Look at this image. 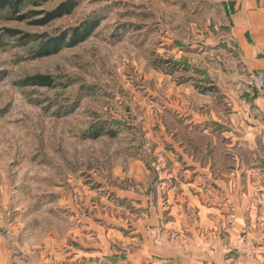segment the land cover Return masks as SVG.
<instances>
[{
    "label": "rangeland",
    "instance_id": "obj_1",
    "mask_svg": "<svg viewBox=\"0 0 264 264\" xmlns=\"http://www.w3.org/2000/svg\"><path fill=\"white\" fill-rule=\"evenodd\" d=\"M63 1L29 5L19 15L44 13ZM72 1L70 14L45 25L34 24L43 14L22 21L0 14V248L9 259L23 262L29 255L31 264H59V255L54 262L47 250L58 246L70 248L63 264L91 261L87 246L112 249L100 254L103 264L123 262L128 251L146 245L166 251L171 218L159 205L175 178L168 153L176 145L194 158L206 141L205 125L187 123L184 113L167 106L157 112L166 102L163 92L178 83L173 74L197 72L193 63L173 59V47L189 48L170 41L200 42L207 35L226 48L233 42L219 14H182L171 5L175 0ZM90 18L98 26L85 41L35 56L46 38ZM34 76H46L50 85L31 83ZM162 127L166 147L157 143ZM96 128L102 133L91 137ZM106 199L125 206L113 210ZM111 218L117 225L109 229Z\"/></svg>",
    "mask_w": 264,
    "mask_h": 264
},
{
    "label": "crops",
    "instance_id": "obj_2",
    "mask_svg": "<svg viewBox=\"0 0 264 264\" xmlns=\"http://www.w3.org/2000/svg\"><path fill=\"white\" fill-rule=\"evenodd\" d=\"M171 5L192 17H197L198 9L204 14H219L233 48L211 43L207 35L200 42L170 41L189 48L181 52L173 47L172 56L193 63L197 72H175L172 80L177 78L178 83L173 82L172 89L163 92L166 102H161L157 112L169 107L184 113L187 123L205 125L204 149L195 153V159L176 145L168 153L175 178L159 205L161 212L169 210L171 218L166 224L171 238V244L164 247L167 250L153 251L146 245L141 251H128L123 262L114 264H128L124 263L127 260L129 264H264V100L252 84L253 75L264 76V0H175ZM225 62L227 66L231 63V68L224 67ZM209 83L216 87L215 95L200 92ZM169 93L172 101H168ZM160 133L157 143L166 147L163 127ZM105 201L113 210L125 206ZM143 218L148 220V212ZM112 219L109 229L117 225ZM143 227L140 221L139 228ZM144 236L148 235H142L143 240ZM86 249L92 260L83 264H103L100 254L104 250L112 254L111 248L99 245ZM47 250L54 252V262L59 255V264H63L70 248ZM22 253L29 251L23 247ZM74 254L79 256L80 252ZM30 259L29 255L23 262L9 259V253L0 248V264H31Z\"/></svg>",
    "mask_w": 264,
    "mask_h": 264
},
{
    "label": "trees",
    "instance_id": "obj_3",
    "mask_svg": "<svg viewBox=\"0 0 264 264\" xmlns=\"http://www.w3.org/2000/svg\"><path fill=\"white\" fill-rule=\"evenodd\" d=\"M45 0H0V14H8V17H16L18 20H24L28 15H37L43 14L44 18L36 19L34 24L36 25H45L50 21L63 17L71 13L75 8V4L72 0H66L59 3L55 8L47 12L39 13V11H28L27 13L20 14V10L26 6H39ZM98 18H90L81 22L78 26L72 28L69 32L60 33L57 36L48 37L36 48L35 56L36 57H45L52 54L58 53L63 47H73L77 44L85 41L92 32L98 26ZM11 31V30H8ZM31 83L48 86L50 82L46 76H34L31 79ZM216 88L210 83L207 87V90L212 94ZM100 128H96L93 132L89 133L91 137H98Z\"/></svg>",
    "mask_w": 264,
    "mask_h": 264
},
{
    "label": "built area",
    "instance_id": "obj_4",
    "mask_svg": "<svg viewBox=\"0 0 264 264\" xmlns=\"http://www.w3.org/2000/svg\"><path fill=\"white\" fill-rule=\"evenodd\" d=\"M253 87L257 95L264 100V77L261 74L253 75L252 79Z\"/></svg>",
    "mask_w": 264,
    "mask_h": 264
},
{
    "label": "bare ground",
    "instance_id": "obj_5",
    "mask_svg": "<svg viewBox=\"0 0 264 264\" xmlns=\"http://www.w3.org/2000/svg\"><path fill=\"white\" fill-rule=\"evenodd\" d=\"M160 169V168H159Z\"/></svg>",
    "mask_w": 264,
    "mask_h": 264
}]
</instances>
